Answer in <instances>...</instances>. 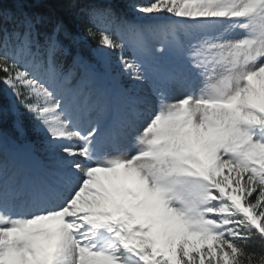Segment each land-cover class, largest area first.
<instances>
[{
  "label": "snow or ice",
  "instance_id": "6c2138e0",
  "mask_svg": "<svg viewBox=\"0 0 264 264\" xmlns=\"http://www.w3.org/2000/svg\"><path fill=\"white\" fill-rule=\"evenodd\" d=\"M0 264H264V0H0Z\"/></svg>",
  "mask_w": 264,
  "mask_h": 264
},
{
  "label": "trees",
  "instance_id": "16d2710c",
  "mask_svg": "<svg viewBox=\"0 0 264 264\" xmlns=\"http://www.w3.org/2000/svg\"><path fill=\"white\" fill-rule=\"evenodd\" d=\"M89 42H90V43H92V44H93V46H95V45H94V42H92V41H89ZM27 122H28V121H27V118H26V123H27Z\"/></svg>",
  "mask_w": 264,
  "mask_h": 264
}]
</instances>
